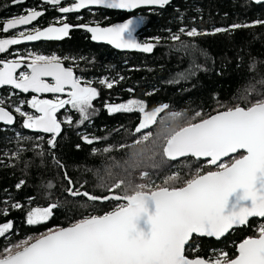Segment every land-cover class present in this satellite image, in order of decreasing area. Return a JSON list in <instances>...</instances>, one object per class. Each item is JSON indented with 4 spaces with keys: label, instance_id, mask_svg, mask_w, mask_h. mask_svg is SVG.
Here are the masks:
<instances>
[{
    "label": "snow or ice",
    "instance_id": "obj_1",
    "mask_svg": "<svg viewBox=\"0 0 264 264\" xmlns=\"http://www.w3.org/2000/svg\"><path fill=\"white\" fill-rule=\"evenodd\" d=\"M24 2L11 0L13 5ZM41 3L61 14L47 26L37 23L47 10L39 6L0 18V88L11 86L15 90L7 98L0 97V123L13 126L19 120L23 129L34 134L16 133L18 147L5 155L19 159L28 150L23 142L34 141L32 150L43 157L47 144L53 161L64 172L67 195L83 197L92 204L115 201L116 205L103 214L83 215L67 227L56 226L17 242L11 240L14 222L5 219L0 222V239L5 241L0 247V264H264V222L256 226L254 235L235 245L234 254L212 250L203 256L197 243L201 237L219 240L239 227L250 226L252 218L264 220V91H257L258 86L264 88V78L255 84L250 82L245 88L241 96L246 101L243 106L219 104L214 114L208 115L201 109L191 116L181 111L163 116L170 109L168 103L150 109L145 99L134 96L124 102L106 103L109 114H138L139 120L132 133L137 138L131 145H119L121 150L131 148V154L123 164L113 160L104 168L106 178H100L97 193L86 187L87 181H74L68 175L55 156V149L65 125L79 128L91 123L97 112L94 101L100 95L99 90L91 80L77 75L74 66L65 65L72 58L12 48L31 42L61 41L69 37L73 28H81L91 34L93 41H104L117 49L151 53L162 38L154 37L143 43L137 39L135 33L144 23L143 17L109 26L95 21L74 25L66 17L92 6L131 11L141 6L164 7L170 0H69L68 3L41 0ZM256 26H264V19L214 27L210 32L186 26L170 31L168 39L191 57L190 68L177 73L170 83H179L206 70L196 63V58L207 54L195 44L183 41L182 36L231 33ZM123 79V76L105 77L99 83L112 89ZM128 91L134 93V89ZM18 93L31 96L13 101ZM153 94L154 91L146 93ZM250 94L258 98L248 101ZM26 106L30 111L25 110ZM66 107L78 119L74 120L71 114L59 118L58 114ZM106 138L81 134L82 142L88 145ZM76 147L79 150L80 145ZM113 150L115 146L92 151L97 154ZM188 157L197 163L203 160V166L193 170L191 165H181V169L189 168L185 175H181L180 169L161 175L163 169L170 167L169 162ZM205 167L209 170L205 171ZM137 170L138 177L134 176ZM25 183L21 180L15 187L20 189ZM47 187L51 189L54 185L49 183ZM33 200L30 197L29 204ZM0 204L5 205L0 208L2 217H7L11 209L24 210V205L11 201L10 196ZM61 206L57 199L46 206L29 207L26 223L48 222Z\"/></svg>",
    "mask_w": 264,
    "mask_h": 264
},
{
    "label": "trees",
    "instance_id": "obj_2",
    "mask_svg": "<svg viewBox=\"0 0 264 264\" xmlns=\"http://www.w3.org/2000/svg\"><path fill=\"white\" fill-rule=\"evenodd\" d=\"M25 5V3L13 5L11 0H0V18L10 17L14 7L21 8ZM143 13L141 37L145 40L162 38L150 54H116L90 43L77 33L61 44L63 46L58 47L69 51L67 57L75 61L77 70L102 88L106 86L99 83L100 79L124 77L112 89L99 91L100 95L94 103L98 104L100 109L106 102H122L134 96L145 99L150 109L168 103L170 109L162 114L163 116H167L171 111H181L191 116L194 111L201 109L208 115L213 114L219 104L243 106L246 101L242 100L241 96L245 88L250 82L255 84L264 78V26L194 38L182 36L183 41L195 44L207 56L199 55L196 58V63L206 70H200L179 83L170 81L177 73L190 68L191 57L168 39L170 31L176 32L180 27H197L201 31L210 32L214 27L264 19V3L254 4L251 0H171L164 8L147 9ZM128 89H134V93ZM153 91V95H146ZM257 91H264V88L258 86ZM7 92L4 91L0 97L6 98ZM257 98L255 94H250L248 101ZM136 120L137 114L108 115L103 110L89 128L64 127L58 138L55 156L66 167L68 175L74 181L81 183L87 181L86 187L89 190L95 189L98 193L100 189H97L96 185L101 177L106 178L104 168L110 166L113 160L123 164L131 154V148L121 150L119 145L122 143L131 145L137 138L132 134ZM121 128L122 131H116ZM78 129L101 137H109L99 143L88 145L82 142L81 138H77L81 133L77 131ZM151 130L155 131V128ZM16 133H22L24 136L34 135L31 130L23 129L19 120L10 127L0 124V201L7 200L10 196L11 201H18L24 205V210L11 209L7 217L0 216V222L5 219L14 222L12 242L28 236H38L56 226L66 227L83 215L103 214L115 207V201L92 204L86 202L83 197L73 198L67 195L64 191L68 186L63 179L64 172L53 161L47 144L44 145L43 157L32 150L34 141L23 142V146L28 150L23 152L19 159H11L5 155L16 151L19 143ZM78 144L79 150L76 147ZM109 146H115V150L93 154V148L102 150ZM203 164L202 160L197 163L191 157L183 158L169 162L170 167L163 169L161 175H168L170 171L176 169H180L181 175H185L189 168L181 169V165H191L194 170ZM204 170L209 169L205 167ZM134 176H139V170ZM21 180L26 183L17 189L15 186ZM49 183L54 187L49 189L47 187ZM30 197L34 198L31 204ZM57 199L62 206L54 210L48 222L39 225L26 223V211L29 207L46 206ZM85 204L87 206L82 207ZM4 206L0 204V208ZM261 222L264 220L251 219L250 226L237 228L220 240L198 238L200 255L207 256L212 250H224L234 254L235 245L247 236L254 235L256 226ZM4 243L5 241L0 239V247H3Z\"/></svg>",
    "mask_w": 264,
    "mask_h": 264
},
{
    "label": "flooded vegetation",
    "instance_id": "obj_3",
    "mask_svg": "<svg viewBox=\"0 0 264 264\" xmlns=\"http://www.w3.org/2000/svg\"><path fill=\"white\" fill-rule=\"evenodd\" d=\"M65 2L68 3L69 0H65ZM24 3L26 5L21 7V8L14 7L12 9L13 12H12V15L10 17L17 15V14H23L27 9L39 6L41 8L47 9V10L45 11V14L41 18H39L37 23L40 26H47L50 22H52L56 18H59L61 15L57 10L53 9L50 5L42 4L41 0H28V1L25 0ZM147 9H154V8H139V9H136L135 11L126 12V11L105 9V8H101V7H90L88 9H81L78 13L68 14L66 19H67V22L74 24V25L80 24V23H89L91 21H95V22H99L102 26H109V25H112V24H115L118 22H123L128 18L142 17V15H144L143 12H145V10H147ZM10 17H7V18H10ZM140 30H141V25L139 26L137 32L135 33L136 37H139V41L142 43L151 41V40L143 39L140 35ZM75 33L83 36V38L86 39L87 41H89L90 43H92L96 46L106 48L108 51L116 53V54L140 53V52L118 51V50L113 49L108 44L95 43L91 40V34L87 30L81 29V28H73L70 32L69 37H67L61 41H39V42H34V43H25V44H21L18 46H13L12 50L15 51L16 49H19L20 51H24L26 49H31V50L40 51L43 54L55 53L57 55H60L61 57H67V55L69 54V51H66V50L58 48V47H59V45L63 44L66 40L71 39V37H73V34H75ZM9 34H11V33H9ZM61 46H63V45H61ZM142 54H144V53H142ZM65 65L66 66H74L77 75L82 76L85 79L89 80L83 72H79L77 70L75 61H73L71 59L66 60ZM92 82H93V86L97 87V89L99 91L108 89L107 87L102 88L101 86H99V84H97V83L95 84L94 81H92ZM4 91H8L7 92L8 93L7 97H8L9 94L15 90L12 88H9V87H3L0 89V95ZM30 96H31V93H27V94L18 93L17 96L13 97V101H15L17 99H29ZM48 96H49V98H51V94H48ZM122 102H124V101H122ZM106 103H117V102H106ZM106 103H104L102 105L101 109H100V106L98 104L94 103V107L97 109V112L94 115V117L92 118L91 123H87L82 127H86V128L91 127L95 123L97 115L99 113H101L103 110L106 111L108 115H112V114H109L108 111L106 110V108H105ZM25 110L30 111V109H28L27 106L25 107ZM68 114H71L73 116L74 120L78 119V115L75 112H72L67 107H66V109H62L61 112L58 114V116H59V118L62 119L65 115H68ZM123 114H125V113H123ZM138 120H139V117L137 114L136 125L138 124ZM129 121L131 122V120H129ZM64 127L77 128L75 126H67V125H65ZM82 127H80V128H82ZM77 131L81 132L80 136H77V138H81V134L86 133V131L84 129H78ZM87 134H89L90 137L91 136L101 137L98 134H92V133H87ZM106 137H109V136H106Z\"/></svg>",
    "mask_w": 264,
    "mask_h": 264
},
{
    "label": "water",
    "instance_id": "obj_4",
    "mask_svg": "<svg viewBox=\"0 0 264 264\" xmlns=\"http://www.w3.org/2000/svg\"><path fill=\"white\" fill-rule=\"evenodd\" d=\"M171 1V0H170ZM251 2L252 3H254V4H261V3H256V2H254V0H251ZM92 7H101V8H104V7H102V6H92ZM165 7V6H164ZM140 8H163V7H159V6H141ZM105 9H108V8H105ZM137 9H139V8H137ZM110 10H119V11H126V12H131V11H135L136 9H133V10H131V11H129V10H120V9H110ZM128 19H130V18H128ZM128 19H126V20H128ZM125 20V21H126ZM125 21H123V22H125ZM118 23H122V22H118ZM116 24V23H115ZM139 28V27H138ZM138 28H137V30H138ZM137 30H136V32H137ZM137 39L139 40V37H137ZM92 40V39H91ZM93 41V40H92ZM93 42H95V43H103V44H108L107 42H104V41H93ZM31 43H34V42H31ZM108 45H110V44H108ZM113 49H115V50H118V51H126V52H140V53H144V52H142V51H139V50H125V49H117V48H115L113 45H110ZM144 54H150V53H144ZM4 87H9V88H11V86H4ZM3 88V87H2ZM1 89V88H0ZM23 94V93H22ZM214 114V113H213ZM1 125H3L2 123H0ZM4 126H6V125H4ZM7 127H10V126H7ZM252 219H254V218H252ZM257 219H259V220H262L261 218H257ZM67 227V226H66ZM240 228V227H239ZM205 238H212V237H205ZM223 238V237H222ZM212 239H214V240H217V239H215V238H212ZM220 240V239H219ZM241 242V241H240Z\"/></svg>",
    "mask_w": 264,
    "mask_h": 264
}]
</instances>
